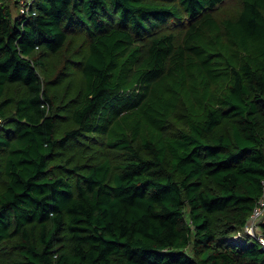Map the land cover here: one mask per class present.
<instances>
[{
  "label": "trees",
  "instance_id": "1",
  "mask_svg": "<svg viewBox=\"0 0 264 264\" xmlns=\"http://www.w3.org/2000/svg\"><path fill=\"white\" fill-rule=\"evenodd\" d=\"M230 1L0 0V264H264V0Z\"/></svg>",
  "mask_w": 264,
  "mask_h": 264
},
{
  "label": "rangeland",
  "instance_id": "2",
  "mask_svg": "<svg viewBox=\"0 0 264 264\" xmlns=\"http://www.w3.org/2000/svg\"><path fill=\"white\" fill-rule=\"evenodd\" d=\"M236 5L233 4L232 0L226 4V6L222 9V12H227L229 14H234L236 11H238L239 7V2L238 0ZM19 8L16 9V12H18ZM226 13H223L225 15ZM88 41H84L82 37L75 35L71 36L70 44L65 49V51L62 54H59L58 56L51 57L48 56L45 58V65L44 66H39V71L41 73L42 78L44 81L47 80L48 77H50L49 80H47L50 84V89L53 92L59 91L62 94L61 97L66 95V100L68 101L67 104H74L76 101V97L78 93L80 92L82 85H83V80L82 77L80 76L79 69L78 68H73L70 66V64L75 63L78 59V57H81L88 51ZM77 47V48H76ZM76 49V51L74 50ZM81 59V58H80ZM69 65V66H68ZM75 65V64H74ZM66 69V71H65ZM65 73H68L67 76H65ZM64 75V77L62 76ZM54 79L55 81L58 82V85L54 84ZM60 82V86H59ZM181 118L180 115L177 114V116L174 119V124L173 126L175 127H182L183 121H179ZM90 140V139H89ZM91 141V140H90ZM84 145H78V144H73L70 146L69 152L73 154V160L74 161H82L83 159H86L87 156L91 155V153H84ZM96 148H99V145L95 146ZM91 147L89 146L90 151ZM56 160V159H55ZM57 161V160H56ZM59 164L63 163L64 161H57ZM53 169H56L55 171L61 172L63 168L62 165L54 164L52 166Z\"/></svg>",
  "mask_w": 264,
  "mask_h": 264
},
{
  "label": "built area",
  "instance_id": "3",
  "mask_svg": "<svg viewBox=\"0 0 264 264\" xmlns=\"http://www.w3.org/2000/svg\"><path fill=\"white\" fill-rule=\"evenodd\" d=\"M23 4V11L29 10V3L31 0H22ZM28 4V5H27ZM0 124H1V117H0ZM264 221V196L259 199L257 202L249 222L245 226V230L250 234L257 237V239L261 242L262 247L264 248V233L262 228V222Z\"/></svg>",
  "mask_w": 264,
  "mask_h": 264
}]
</instances>
